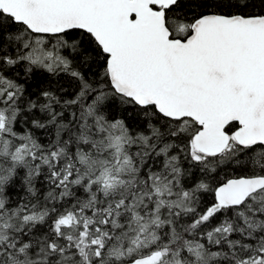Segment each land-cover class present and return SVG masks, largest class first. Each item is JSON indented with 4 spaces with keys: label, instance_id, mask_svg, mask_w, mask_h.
Masks as SVG:
<instances>
[{
    "label": "trees",
    "instance_id": "1",
    "mask_svg": "<svg viewBox=\"0 0 264 264\" xmlns=\"http://www.w3.org/2000/svg\"><path fill=\"white\" fill-rule=\"evenodd\" d=\"M164 12L184 39L203 15H264V0ZM106 58L82 29L38 35L0 13V264H120L155 250L174 264H264V188L200 218L221 182L264 175V143L238 144L230 122L223 151L194 153L199 126L117 93Z\"/></svg>",
    "mask_w": 264,
    "mask_h": 264
},
{
    "label": "water",
    "instance_id": "2",
    "mask_svg": "<svg viewBox=\"0 0 264 264\" xmlns=\"http://www.w3.org/2000/svg\"><path fill=\"white\" fill-rule=\"evenodd\" d=\"M177 0H0V13L41 35L89 32L107 54L117 93L154 105L170 119L193 120L194 145L219 154L225 128L240 145L264 143V15L208 14L187 38L169 35L164 15ZM264 188V175L233 177L216 187L220 204L239 205ZM155 250L120 264H153Z\"/></svg>",
    "mask_w": 264,
    "mask_h": 264
},
{
    "label": "rangeland",
    "instance_id": "3",
    "mask_svg": "<svg viewBox=\"0 0 264 264\" xmlns=\"http://www.w3.org/2000/svg\"><path fill=\"white\" fill-rule=\"evenodd\" d=\"M44 38L43 37H36L33 40V43L31 44V46H35L38 48H42V46L44 45ZM30 46V47H31ZM41 52H43V54L41 56H38L40 58V62L44 63L47 67L53 68L54 66H56V56H55V52H48L45 50H41ZM0 124H2V119L0 116ZM193 152L195 153V151H197L198 149H196L195 145L192 148ZM199 151V150H198ZM223 204H220L218 202V200L216 201V203L214 205L211 206V208H209L204 214H202L200 216V218H205L207 217L213 210H215L216 208H220ZM162 257L160 260L156 261L155 264H174L173 261L170 259L171 257V252L167 251V250H162L161 253Z\"/></svg>",
    "mask_w": 264,
    "mask_h": 264
}]
</instances>
